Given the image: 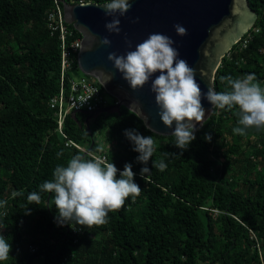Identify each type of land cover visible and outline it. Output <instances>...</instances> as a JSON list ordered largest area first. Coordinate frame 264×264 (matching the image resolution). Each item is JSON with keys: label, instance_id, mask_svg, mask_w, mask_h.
<instances>
[{"label": "trees", "instance_id": "obj_1", "mask_svg": "<svg viewBox=\"0 0 264 264\" xmlns=\"http://www.w3.org/2000/svg\"><path fill=\"white\" fill-rule=\"evenodd\" d=\"M53 1L0 0V231L12 245L0 264H264V128L234 133L237 109L215 108L180 149L173 135L153 133L122 107L92 120L91 133L85 115H69L64 132L83 150L67 147L49 105L61 83L60 42L46 22ZM248 3L260 32L224 58L216 91L228 74L254 72L264 86V0ZM127 128L154 138L144 177ZM86 151L106 154L118 169L130 162L141 191L106 222L77 224L83 234L75 242L71 225L55 220L53 193L39 185L58 163ZM30 192L39 198L28 200Z\"/></svg>", "mask_w": 264, "mask_h": 264}, {"label": "clouds", "instance_id": "obj_2", "mask_svg": "<svg viewBox=\"0 0 264 264\" xmlns=\"http://www.w3.org/2000/svg\"><path fill=\"white\" fill-rule=\"evenodd\" d=\"M132 3L133 0H103L100 7L105 10V15L112 17L105 23L108 32H121L119 17L129 11ZM80 27L95 36L87 25L81 24ZM173 27L178 35L187 34L182 24L176 23ZM127 43L128 50L122 54L109 52L108 59L132 89L144 86L151 79L160 119L169 127L175 122L171 134L175 138L174 144L186 149L196 138V122L205 118L195 68L180 56L179 49L174 46L175 41L167 34L149 33L134 47L131 41ZM99 44L110 45L111 40L105 36ZM220 80L224 82L223 90L209 87L203 95L213 108L237 109L238 120L233 132L244 134L251 126L264 128V86H261L256 74L222 75ZM132 103L138 104L135 101ZM124 134L138 153L136 160L143 165L140 175L144 177L150 172L148 161L154 150V138L141 134L135 128L124 129ZM205 139L210 141L211 134H206ZM60 154L58 152L57 156ZM164 166L162 161L160 167ZM135 175L130 162H126L123 169H118L113 161L76 153L66 162L58 163L52 171V178L44 180L39 188L53 193L57 210L55 220L59 225L73 226L75 223L92 226L106 222L109 212L119 209L130 196L135 199V194L141 191ZM38 198V192L28 194V200ZM11 248V243L0 231V261L9 256Z\"/></svg>", "mask_w": 264, "mask_h": 264}, {"label": "water", "instance_id": "obj_3", "mask_svg": "<svg viewBox=\"0 0 264 264\" xmlns=\"http://www.w3.org/2000/svg\"><path fill=\"white\" fill-rule=\"evenodd\" d=\"M101 4L63 1L64 16L65 21L83 35L78 54L80 72L96 79L106 93L116 99V103L93 113L74 112L72 116L75 118L78 113L85 115L91 133L92 120L102 114L120 113L125 107L136 113L153 133L172 136L175 122L169 127L160 119L151 79L144 86L132 89L108 59L109 52L122 54L128 50L127 41H131L134 47L149 33L161 32L172 37L180 56L196 70L202 92L201 103L205 109L204 120L196 122L195 131L200 130L215 110L203 93L209 87L215 89L216 73L224 58L256 25L259 14L250 7L248 0H133L129 11L119 17L121 32L117 34L106 29L105 23L112 17L105 15ZM176 23L187 29L186 35L176 33L173 27ZM81 24L87 25L95 36L81 29ZM105 36L111 40L110 45L99 44ZM134 101L138 104L132 103Z\"/></svg>", "mask_w": 264, "mask_h": 264}, {"label": "built area", "instance_id": "obj_4", "mask_svg": "<svg viewBox=\"0 0 264 264\" xmlns=\"http://www.w3.org/2000/svg\"><path fill=\"white\" fill-rule=\"evenodd\" d=\"M63 1L70 4H85L92 1L54 0V5L48 11L46 19L51 36L58 37L60 42V91L50 100L49 105L55 111L59 133L67 139L66 146L82 149L77 143L68 139L65 134L66 119L74 112L86 111L87 113H93L100 108L107 107L104 97L106 91L104 92L103 86L92 77L83 74L79 78L74 76L76 72L75 64L78 65V54L83 35L65 21ZM252 29L245 35V39L240 41L242 42L241 47H245L253 39L254 35L260 32L261 27L258 26L251 32ZM227 56L231 57V51ZM85 154L92 157L99 156L102 160L108 161L106 154L94 155L90 151H86ZM71 228L76 236L75 242H77L83 234V229L75 223H73ZM31 251L35 252L36 248H31Z\"/></svg>", "mask_w": 264, "mask_h": 264}, {"label": "rangeland", "instance_id": "obj_5", "mask_svg": "<svg viewBox=\"0 0 264 264\" xmlns=\"http://www.w3.org/2000/svg\"><path fill=\"white\" fill-rule=\"evenodd\" d=\"M81 74H82L81 72L80 73L79 72H75L74 76L76 78H79L81 76ZM104 97H105L107 106L112 105V104L115 103L116 99L114 97H112L111 95H109L108 93H105ZM102 139H103V142H104V147H107V149H108V144H105V143H107V141L105 140V138H102Z\"/></svg>", "mask_w": 264, "mask_h": 264}]
</instances>
